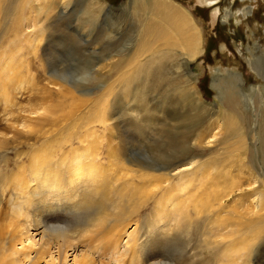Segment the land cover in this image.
Listing matches in <instances>:
<instances>
[{"label":"bare ground","instance_id":"obj_1","mask_svg":"<svg viewBox=\"0 0 264 264\" xmlns=\"http://www.w3.org/2000/svg\"><path fill=\"white\" fill-rule=\"evenodd\" d=\"M48 1L50 0H0V13L3 15L13 5L11 23L6 30L16 36L19 32L18 21L22 7L25 6L28 12L39 11L45 7L46 3L48 4ZM197 1L206 5L208 9L215 7L212 10L213 16L217 15L222 23L227 25L236 16L235 12L232 13L229 9L221 11L219 7H216L220 0ZM229 1L234 4L235 0ZM67 4L66 7L69 5ZM91 5L90 18H94L105 8L109 11L113 10L102 0H91ZM45 9L49 11L52 8L46 7ZM119 10L120 13L130 17L135 25L132 49L127 55L120 56L118 61L113 60L111 64L109 62L111 71L115 72V78L108 84L106 90L103 89L105 90L104 99L100 100L97 108L94 107L97 109L96 112L92 113L90 108H87L92 114H87L88 118L85 123L82 121L84 126L92 122L99 124L103 130L102 134L94 128V123L87 129L81 130L62 129L58 133L57 129V133L55 131L54 134V131L49 130L50 128L43 127L45 125L43 117L46 116L47 109L38 108L39 110L33 112L23 111V105L19 107L18 105L21 104H17V97L12 98L13 94L10 93L14 79L7 81L6 75H0V83H2L0 103L7 108L0 115V122L2 126L4 124L3 128L0 127V264H170V260L166 257L170 252L168 242L175 238L178 231L186 233L188 230L190 218H193L190 217L192 214L191 212V215L189 214L188 208L192 206L194 213L197 214L205 206L204 203L206 204L202 201L196 207L191 205V201L196 205L198 203L190 198L189 190H187L188 179L193 175L191 171L200 169L201 163L192 162L193 159H191V162L183 164L167 162L162 165H143L132 160L121 146H119L120 154L119 161H117L118 149L111 144L112 142H106V147L101 148L106 130H112V126L108 125L110 117L107 116V106L109 105L106 103H108V97L113 94L117 82L121 89L120 92L125 93L133 87L135 82L139 81H142L144 86L158 85L169 67V70L174 69L178 73L184 71L188 78L185 81L188 95L184 97L186 102L194 109H201L203 102L195 84L196 80L193 79L189 70V65L205 53V37L199 29L201 27L199 19L195 21L188 9L174 0H128L127 3L121 5ZM249 13L241 9L238 10L237 17L242 19ZM26 21H28V15L25 17ZM13 44L12 41L11 47L16 52L19 46L18 44L13 46ZM240 50L251 54V57L250 55L246 58L243 56L248 69L264 81V61H261L264 53L259 57L248 47L247 49L241 47ZM33 51L35 54V50ZM241 51H239L240 54ZM10 52L8 55L11 57L5 67H9L13 72V69H17L16 64H20L16 62L18 55H15L11 49ZM19 71L15 70L12 78L19 77L21 75L20 73L18 76ZM25 73L24 75L32 74L31 69L30 72ZM242 76L232 71L219 72L212 78L211 88L216 92L214 98L220 103L218 110L220 109L219 113L224 115V122L220 124L216 121V131L213 129L206 136L201 133L202 135L197 140L198 146L209 152L220 145H225L224 149H221L222 154L216 153L213 159L209 158L210 162L214 163V165L211 164L213 169L220 174H223L226 166L234 160H245V151L254 149L251 143L254 139L262 144V150H264V82L262 85L250 86L246 93L243 90L245 81ZM5 77L7 78L5 81L10 82L9 86L4 84L3 78ZM23 77L25 76L22 74ZM27 78L23 79L27 82ZM32 78L31 76L27 84L29 81L32 83L34 80L37 81V78H33L34 80ZM23 79H18V81ZM32 83L29 86L21 85L36 88ZM34 84L36 85V82ZM17 86L21 87L19 83L15 88H18ZM53 86L58 87V85ZM29 89L25 88L24 92L27 90L29 93ZM39 90L36 92L42 91ZM59 90H61L60 87ZM19 91L20 96L22 92ZM63 92L66 93V91ZM32 93L35 95L34 92L29 94L32 95ZM251 93H255V98H257H253ZM16 95L18 96L17 93ZM241 100L246 102L250 107V113H253V120L248 128L242 126L244 120L240 108ZM26 101L23 103L24 106L28 105L25 104ZM32 106L33 104L30 107ZM14 108H17L19 113L13 112L17 110ZM63 114L61 116L64 120ZM53 119L51 118V122L55 126L57 122L54 123L53 121L56 120ZM40 121L44 122V125L39 123ZM65 121L67 122L63 123L67 125L70 123L69 119ZM58 122L60 125V121ZM38 123L42 126L36 127ZM84 126L79 125L82 128ZM50 133L54 135L51 136ZM73 140L77 142L73 143ZM23 146H25L24 151L18 150V147ZM9 150H14L13 159L8 155ZM11 161L13 168H10L8 163ZM214 173L213 170V175ZM213 175L210 176L213 177ZM173 179H178V181L175 183ZM146 182L153 183L151 184L153 187L159 185L161 196H158L159 199L155 196L151 198L153 201L151 211L140 217L138 215L140 208L148 204L150 200L147 194L150 192L149 196H153V191H145ZM73 214L77 216L76 223L72 226L66 225L68 222L66 217ZM135 215H138L139 220L132 222ZM263 229L264 226H261L260 233ZM95 239L102 241L103 250L111 253L110 259L106 257L108 261L97 259L99 256H94Z\"/></svg>","mask_w":264,"mask_h":264},{"label":"rangeland","instance_id":"obj_2","mask_svg":"<svg viewBox=\"0 0 264 264\" xmlns=\"http://www.w3.org/2000/svg\"><path fill=\"white\" fill-rule=\"evenodd\" d=\"M60 1L50 0L43 9H39V11L33 9V12H28V9L23 6L19 14L20 26L16 36L6 30L11 23L13 5L5 15L0 13V62L2 63H0V71L4 72H0V75H6L8 79L5 77L3 78L4 81L14 79V84L12 83L14 87L11 85V90L14 89L13 91L10 90V93L13 94L12 98L17 97V104H21L18 105L19 107L23 105V111L33 112L39 109H47L46 116L43 117L45 125L44 122L40 121L39 123H42L43 127L46 126V129L50 128L49 130L54 131V134L55 131L57 133V129L58 133L62 129L81 130L87 129L94 123L89 121L91 124L84 126L82 121L85 123L88 118L87 114L96 112L97 104L104 99V92L108 88V84L115 78V72L111 71L109 62L110 64L113 60L116 62L120 56L130 53L135 27L131 18L120 13L119 10L121 5L127 3L128 0H102L113 10L109 11L105 8L99 14L97 13L94 18L89 16L92 11L91 0ZM174 1L188 9L195 21L199 19L198 21L201 22L199 29L205 37V53L189 65L190 73L196 80L195 84L203 101L202 107L201 109H194L186 102L184 97L188 95L186 94L185 81L188 78L184 71L178 73L174 69L169 70L170 68L167 67L169 71L167 70L158 85L144 86L142 81H139L135 82L126 93L120 92L121 89L117 82L113 94L108 97L109 104L106 103L109 105L107 106V116L110 117L106 116L109 122L107 124L112 126V130H106L107 133L104 138L102 136L104 140L101 143V148L104 149L108 142H112L111 144L118 149L117 161H119V146H121L132 160L143 165H162L167 162H181L183 164L191 162V159H193L192 162L201 163L200 169L195 168L196 170L191 171L193 175L188 179L187 190H189L190 198L198 203L196 205L191 201V205L196 207L202 201L209 205L206 206L204 203L206 207L204 206L197 214L194 213L192 206L188 208L189 214L190 212L192 214L190 217H193L188 223V230L186 233L178 231L175 238L168 242L170 252L166 253V257L170 260V264H264V229L260 233L261 226H264V150H262V144L254 139L255 143L251 142L254 149L245 151V160H234L226 166V170H224L226 173L223 171V174H220L216 169H213L214 163L210 160L216 156V153L222 154L225 145H220L217 147L218 149L209 152L201 149L198 146L199 142L197 143L202 134L206 136L211 130L216 131V121H219L220 124L224 122V115L219 113L220 109L218 110L220 103L214 98L216 92L211 88L212 78L215 75L219 72L232 71L243 75L245 81L243 90L246 93L250 86L262 85L264 82L248 69L244 57L249 55L251 57V54L240 50L241 47L245 49L248 47L259 57L264 53V0L245 2L235 0L234 4H231L229 0H220L216 7H219L221 11L229 9L232 13L235 12L236 16L231 19L229 25L222 23L221 18L217 15L213 16L212 10L215 7L208 9L206 5L197 0ZM50 3L52 5H49ZM46 7L52 9L45 11ZM241 9L250 12L248 16L242 19L237 17L239 15L238 10ZM27 15L28 21L25 22ZM30 37L31 40H29ZM12 41L13 46L17 44L19 46L16 52L11 47ZM127 42L131 43L128 44ZM10 49L15 52V55H18L16 60L20 64H16L18 71L22 68L21 72H17L18 76L20 73L21 75L15 78H12V73L17 69H13L12 72L9 67H5L11 57L8 55L11 53ZM33 50H35V54ZM261 61H264V57L261 58ZM28 63L32 64L31 67ZM29 68L32 74L27 73V71L30 72ZM22 74L25 79L28 76L27 82L31 80V76L37 78V81L32 78L33 83L29 81L27 84L22 78ZM17 78L23 79L25 84L23 80L18 81ZM57 80L58 83H56ZM17 83L21 87L15 88ZM30 83L37 90L46 92L41 94V92H36L34 87L23 86H29ZM4 84L9 86L10 82L5 81ZM39 84L41 85L39 86ZM0 85L2 92V83ZM53 85H58V87ZM25 88L27 90L30 88L29 93L34 92L35 95L33 93L30 95L27 90L24 92ZM16 89L21 90L22 95L19 96L20 91ZM25 95L31 98H27ZM251 95L255 98V93H251ZM21 101L23 103L26 101L25 104L28 105L24 106ZM32 104L33 109L31 110ZM91 104H93L92 108ZM4 106L3 103H0V115L7 109ZM87 108H90L92 113ZM240 108L244 120L242 126L248 128L253 120V113H250V107L243 100H241ZM1 109L3 110L1 111ZM15 111L18 112V109L13 112ZM42 111L41 113H43ZM73 111L75 112L73 113ZM61 113H64V120ZM51 118L56 120L53 121L54 123L57 122L55 126L52 125ZM67 119L70 122L68 125L63 123L67 122L65 121ZM58 121H60V125L62 124L61 126ZM77 121L79 125L84 127L77 126ZM39 123L38 126H35H42V124L39 126ZM49 123L52 126L46 125ZM93 126L98 133L102 134L103 130L99 124L94 123ZM0 127H4L2 122H0ZM53 133L50 135H54ZM76 142L73 140V143ZM18 150L24 151L25 146L18 147ZM9 151L8 155L13 159L14 150ZM209 158L211 159L209 160ZM8 163L10 168L14 167L12 161ZM114 170L116 169L114 168ZM177 181L178 179H173V182L176 183ZM151 184L153 183L146 182L144 185L145 191H153V196H149L150 192L147 194L150 200H148V204L140 208L138 214L140 217L151 211L153 206L151 198L159 199L161 196L159 185L153 187ZM138 215L132 218V222L139 220ZM76 217L75 214L67 216L66 225H74ZM135 222L140 223L141 221ZM103 245L104 243L99 239L94 240V256H99L97 259L108 261L111 253L104 251ZM78 250L80 249L78 248Z\"/></svg>","mask_w":264,"mask_h":264}]
</instances>
